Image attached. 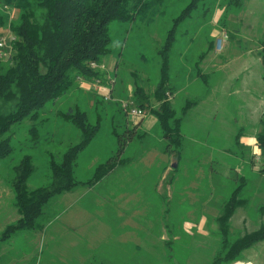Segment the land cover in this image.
Masks as SVG:
<instances>
[{"label":"rangeland","instance_id":"374dc122","mask_svg":"<svg viewBox=\"0 0 264 264\" xmlns=\"http://www.w3.org/2000/svg\"><path fill=\"white\" fill-rule=\"evenodd\" d=\"M190 1L163 0L150 22L114 23V53L100 69L99 82L81 84L48 104L36 143L29 120L16 129L13 153L0 161V232L18 218L10 185L13 167L32 156L35 170L28 186H47L51 157L60 160L78 141L79 133L57 112L78 106L92 123L101 119L75 168V178L86 182L116 154L115 134L125 138V128L139 123L122 104L134 101V90L143 89L158 109L156 48ZM230 1H200L176 29L169 72L175 91L167 97L176 116L187 99L197 102L183 118L180 158L167 152L156 117L144 108L122 155L126 163L101 183L50 202L39 228L0 244V264H212L221 248L215 219L239 177L246 182L240 195L246 204L230 221L232 238L264 222L263 154L256 145L264 120V0H243L241 6ZM5 12L16 20V13ZM214 41L215 50L208 52ZM195 67L209 75L207 86L195 77ZM238 134L242 146L236 143ZM231 264H264V242Z\"/></svg>","mask_w":264,"mask_h":264},{"label":"trees","instance_id":"16d2710c","mask_svg":"<svg viewBox=\"0 0 264 264\" xmlns=\"http://www.w3.org/2000/svg\"><path fill=\"white\" fill-rule=\"evenodd\" d=\"M163 0H0V37L9 32L15 37L12 50L5 59L0 60V161L13 153L12 139L16 129L26 120L33 125L29 129L33 143L39 137L38 125L41 123L45 108L55 103L71 89L79 85L101 79V68L107 57L114 52L112 25L114 23L132 25L137 20L151 21L156 5ZM202 0H191L173 21L162 44L156 48L160 59L159 82L154 90L155 100L159 103L154 109L143 89L133 93V104L144 108L156 117L167 152L180 158L184 137L182 122L187 112L197 104L187 99L176 116L172 102L167 97L174 94L170 84V53L176 41L177 26L191 14ZM243 0H231L230 5L241 6ZM17 14L16 20L10 19L5 10ZM215 41L208 52L215 50ZM124 44V41H123ZM264 68V49L260 52ZM95 65L93 68L92 65ZM195 77L205 86L209 75L195 67ZM109 88L114 80H110ZM112 91V88L110 89ZM125 109V108H124ZM127 113V111L125 110ZM56 115L65 123L72 125L79 133L78 141L63 153L60 160L51 157L49 161L50 183L47 186L30 188L28 181L35 167L32 156L25 155L14 167L11 189L18 218L5 226L0 232V244L13 236L39 228L38 219L45 207L55 198L74 191L80 186H95L118 167L124 165L122 155L126 143L136 134L139 123L127 126L120 138L116 133L118 149L115 155L96 167L93 177L81 182L75 178V168L80 154L85 151L100 129V117L90 121L86 111L78 106ZM40 120V122H38ZM256 134V145L262 151L260 172L264 174V120ZM241 134L236 137L237 145ZM245 179L239 177L229 196L223 201L220 214L216 217L221 248L212 264H231L241 254L254 245L264 242V222L254 231L233 239L230 221L237 209L244 207L246 201L240 196Z\"/></svg>","mask_w":264,"mask_h":264},{"label":"built area","instance_id":"2783aa9c","mask_svg":"<svg viewBox=\"0 0 264 264\" xmlns=\"http://www.w3.org/2000/svg\"><path fill=\"white\" fill-rule=\"evenodd\" d=\"M15 41V37L12 34L5 35L0 37V60L5 59L7 57V54L12 50V44ZM220 40L218 41V46H220ZM93 68L95 65H92ZM98 82V81H97ZM123 108L127 111L129 117L140 119L144 117V112L142 109L136 107L133 102H126L122 103Z\"/></svg>","mask_w":264,"mask_h":264},{"label":"water","instance_id":"95a60500","mask_svg":"<svg viewBox=\"0 0 264 264\" xmlns=\"http://www.w3.org/2000/svg\"><path fill=\"white\" fill-rule=\"evenodd\" d=\"M176 160H174L173 162H172V164H171V166H172V168H175L176 167V162H175Z\"/></svg>","mask_w":264,"mask_h":264}]
</instances>
